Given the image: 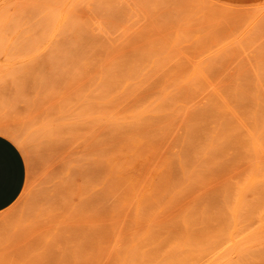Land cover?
I'll use <instances>...</instances> for the list:
<instances>
[{"label": "rangeland", "instance_id": "1", "mask_svg": "<svg viewBox=\"0 0 264 264\" xmlns=\"http://www.w3.org/2000/svg\"><path fill=\"white\" fill-rule=\"evenodd\" d=\"M0 9V121L27 164L0 264H264V0Z\"/></svg>", "mask_w": 264, "mask_h": 264}, {"label": "crops", "instance_id": "2", "mask_svg": "<svg viewBox=\"0 0 264 264\" xmlns=\"http://www.w3.org/2000/svg\"><path fill=\"white\" fill-rule=\"evenodd\" d=\"M27 180V164L18 145L0 133V212L21 195Z\"/></svg>", "mask_w": 264, "mask_h": 264}, {"label": "bare ground", "instance_id": "3", "mask_svg": "<svg viewBox=\"0 0 264 264\" xmlns=\"http://www.w3.org/2000/svg\"><path fill=\"white\" fill-rule=\"evenodd\" d=\"M2 2V1H1ZM5 2V1H4ZM12 2H13V0H12ZM15 2V1H14ZM18 2V1H17ZM8 3H9V1H8ZM19 3V2H18ZM23 3V2H22ZM4 4V3H3ZM17 4V3H16ZM7 5H9V4H7ZM12 5V7H13V4H11ZM20 5V4H19ZM4 7V6H3ZM2 7V8H3ZM8 7H10L11 8V6L9 5V6H7V8ZM4 9V11L5 10H9V9ZM2 9V10H3ZM1 10V9H0ZM1 10V11H2ZM14 10H15V7H14ZM21 10V9H20ZM11 11H13V10H11ZM6 12V11H5ZM20 12V11H19ZM1 14H3V12L2 13H0V16H1ZM10 14V13H9ZM13 14H14V12H13ZM16 14V13H15ZM19 14V13H18ZM64 14V13H63ZM62 14V15H63ZM10 15H12V14H10ZM3 16V17H2ZM1 17L2 18H4V14L2 15ZM7 16V15H6ZM16 16V15H15ZM0 17V18H1ZM10 17V16H9ZM17 17V16H16ZM60 17H62V16H60ZM0 19V21H1V23L0 24H3L4 23V25L3 26H5V23L7 22V21H9V20H6V21H2L3 19ZM10 18H12V17H10ZM64 18V17H63ZM14 19V18H13ZM18 19V18H17ZM10 20H12V19H10ZM3 22V23H2ZM18 22V21H17ZM21 22V21H20ZM8 23H10V21L8 22ZM15 24V23H14ZM8 24H6V26H7ZM12 25V24H11ZM16 25V24H15ZM0 27L2 28V31L1 32H3V28H5V27H2V25H0ZM30 28H27V29H25V30H29ZM16 30V29H15ZM0 32V33H1ZM16 32V31H15ZM23 32V31H22ZM26 32V31H25ZM2 34V33H1ZM1 36V38H2V35H0ZM79 114V116H81L82 114H80V113H78ZM85 114V113H84ZM89 114V113H88ZM49 116H52V115H50V114H48ZM63 117V116H62ZM68 116H66V118H67ZM71 117V116H70ZM69 117V118H70ZM45 118H48L47 116L45 117ZM57 119V118H56ZM63 119V118H62ZM46 120V119H45ZM7 125V123H2L1 121H0V133L1 134H4L5 136H7V137H9L10 139H12L15 143H17V145H18V147H21L22 149L24 148V146H23V143L21 142V138L19 139V137L15 134V132L14 131H12V128H11V126L10 125ZM73 125V124H72ZM78 125V124H77ZM9 126V127H8ZM68 126V125H67ZM66 126V127H67ZM76 126V125H75ZM82 126V125H81ZM69 127V126H68ZM67 127V128H68ZM77 128L76 129H78V126H76ZM63 128H65L64 126H63ZM69 128H71V127H69ZM68 128V129H69ZM75 129V130H76ZM14 130V129H13ZM71 130V129H70ZM69 131V130H68ZM77 131H79V130H76V132ZM70 132V131H69ZM73 132V131H72ZM80 133V132H79ZM20 134V133H19ZM69 141V140H68ZM70 141H71V139H70ZM72 142V141H71ZM86 143H89L88 142V140H87V142ZM85 143V144H86ZM86 146V145H85ZM88 147V146H87ZM74 148V147H73ZM79 148V147H78ZM24 150V149H23ZM128 150H129V148H128ZM133 150V149H132ZM132 150H129V151H132ZM84 151V150H83ZM126 151V150H125ZM85 155V154H84ZM133 158H134V156H133ZM72 159V158H71ZM139 160H141L140 159V157H139V155H136L135 156V158L134 159H131L130 157L128 158V160L127 159H125V161L127 162V165L125 166V167H127V168H129V169H136V170H140V173L143 175V171H142V169H139V168H137V167H141V162L139 161ZM72 161V160H71ZM101 161V160H100ZM77 162V161H76ZM70 163V162H69ZM101 163V162H100ZM120 163V162H119ZM122 163H123V161H122ZM122 163H120V164H122ZM113 164V163H112ZM118 165L117 167H119V166H121V165ZM90 165V164H89ZM117 165V164H116ZM100 166V165H99ZM109 166V165H108ZM107 167V166H106ZM124 167V166H123ZM142 168V167H141ZM82 169V168H81ZM105 169V168H104ZM118 169V168H117ZM117 169L115 168L114 170V172L116 173V171H117ZM144 169V168H143ZM73 170V169H72ZM107 170V169H106ZM106 170H105V172H106ZM124 170H125V168H124ZM118 171H120V170H118ZM75 172V171H74ZM113 172V173H114ZM152 172V171H151ZM150 172V173H151ZM109 173H110V171H109ZM108 173V174H109ZM119 174H118V177H116V178H114L113 179V181H114V183H112L110 180L112 179V178H110L108 181H110V185H112V186H110V188H111V192L110 193H113V195H110V196H113L112 198H114V196H116L115 194L119 191V190H122V187H123V185L124 184H126L127 182H125L126 180H125V178H127V176H125L126 175V172H124V171H120V172H118ZM72 174V173H71ZM85 174V173H84ZM103 174V173H102ZM101 174V175H102ZM106 174V176H107V172L106 173H104V175ZM128 174V173H127ZM79 175V174H78ZM82 175H83V173H82ZM113 175V174H112ZM128 175H130V174H128ZM135 175V174H134ZM146 173H145V175L143 176L144 177V179H145V177H146ZM71 176V175H70ZM74 176H75V174H74ZM90 176V175H89ZM90 177H92V176H90ZM106 178L105 176H102V178ZM129 177V176H128ZM150 177V176H149ZM74 178H76V177H74ZM141 178H142V176H141ZM98 179V178H97ZM96 179V180H97ZM115 179H116V181H115ZM147 179H149V178H147ZM162 179V178H161ZM164 179V178H163ZM90 180H92V179H90ZM125 180V181H124ZM136 180V179H135ZM141 180V179H140ZM143 180V179H142ZM156 180V179H155ZM76 181V180H75ZM98 181V180H97ZM163 181V180H162ZM166 181V180H165ZM140 182V181H139ZM147 182V181H146ZM78 183V182H77ZM94 183V182H93ZM103 183V182H102ZM156 183H158V185H159V182H156ZM73 184H74V182H73ZM97 184V183H96ZM108 184V185H109ZM139 184V183H138ZM144 184H145V182H144ZM150 184V183H149ZM166 184V183H165ZM91 186H92V184H90ZM106 185V189H107V187H108V185L107 184H105ZM141 185V184H140ZM94 186V185H93ZM136 186V185H135ZM150 186V185H149ZM157 186V185H156ZM156 186H154L153 187V191H154V193L156 192V188L158 187H156ZM160 186V185H159ZM81 187H82V185H81ZM137 187V186H136ZM156 187V188H155ZM78 188V187H77ZM138 188V187H137ZM105 188H104V190L105 191H107ZM158 189H161V188H158ZM77 190V189H76ZM83 190V189H82ZM85 190V189H84ZM110 190V189H109ZM137 190V189H136ZM143 190V189H142ZM104 191V192H105ZM132 191V190H131ZM131 191H129V194H130V192ZM84 192V191H83ZM158 192H160V191H158ZM80 193L82 194V191H80ZM109 192H106V194H108ZM115 193V194H114ZM120 192H118L117 193V195H119L120 196V194H119ZM132 193V192H131ZM84 195V194H83ZM133 195H134V193H133ZM154 195V194H153ZM118 196V197H119ZM117 197V196H116ZM115 197V198H116ZM156 198H158L159 199V197H156ZM117 199H119V198H117ZM152 199V198H151ZM112 200H114V199H112ZM122 200V199H121ZM120 200V201H121ZM129 202H127V203H124V201H123V203L125 204V206H127L130 202H132V198L129 196ZM117 201V200H116ZM134 201H136V206H137V209H138V211H140V210H142L141 208H142V201H139V200H137V199H135ZM122 202V201H121ZM154 202V201H153ZM152 202V203H153ZM150 203V202H149ZM154 203H156V202H154ZM134 205H135V203H133ZM157 204V203H156ZM155 204V205H156ZM79 205H80V203H79ZM131 205V204H130ZM143 205H145V204H143ZM150 205V204H149ZM148 205V206H149ZM81 206V205H80ZM118 206V205H117ZM85 207V206H84ZM76 208H77V206H76ZM80 208V207H79ZM75 210V209H74ZM261 232H262V230H261Z\"/></svg>", "mask_w": 264, "mask_h": 264}]
</instances>
